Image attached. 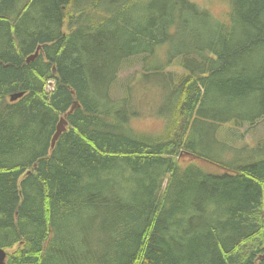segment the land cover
<instances>
[{
	"label": "trees",
	"instance_id": "obj_1",
	"mask_svg": "<svg viewBox=\"0 0 264 264\" xmlns=\"http://www.w3.org/2000/svg\"><path fill=\"white\" fill-rule=\"evenodd\" d=\"M222 1L225 19L191 0H0L6 264H264V138L254 148L247 141L264 122V0ZM137 65L146 80L156 71L173 85L155 136L134 126L141 71L120 82ZM51 79L56 91L46 92ZM201 122H231L227 150L243 158L198 151ZM185 154L226 173L182 165ZM86 224L101 238L93 248Z\"/></svg>",
	"mask_w": 264,
	"mask_h": 264
},
{
	"label": "rangeland",
	"instance_id": "obj_2",
	"mask_svg": "<svg viewBox=\"0 0 264 264\" xmlns=\"http://www.w3.org/2000/svg\"><path fill=\"white\" fill-rule=\"evenodd\" d=\"M196 4L207 8L215 17L220 19H225L228 13V6L222 0H191ZM68 29V27H66ZM159 53L162 54L163 50L159 49ZM158 54V55H160ZM253 61H256L254 59ZM27 62V61H26ZM28 63V62H27ZM29 64V63H28ZM157 62H152L151 65L153 66H160V64L156 65ZM142 65H137L134 68H130L129 72H125L122 75L120 80L121 84H125V78H131V74L136 70L137 72L141 71L138 75L136 81L132 84V88L136 95L137 99V108L141 112V119L142 121H135L134 126L137 131L144 135H158L164 130L165 125V118L163 113L167 110L166 108L170 107L169 97L171 95V91L173 85L171 82H167L161 73L156 71H150V73L154 74L150 80L145 79V75L147 72H142ZM168 70H171L170 68ZM97 88L99 86L95 84ZM55 86V83H54ZM124 87V86H123ZM168 87L169 89H167ZM123 90L119 91L121 94ZM167 114V113H166ZM224 113L222 112L221 108H217V116L218 118L225 117L223 116ZM158 124V125H157ZM220 125H223L222 128H219ZM233 124L231 122L228 123H214V122H201L198 127V134L197 139H199L198 144V151L207 152L210 157L214 159H222L225 161H233L232 159L241 160L244 156L241 153V149L236 151L234 154L228 153L227 147L235 144V137L233 133H236L235 130L232 129ZM249 127L242 129L241 131H246ZM163 129V130H162ZM249 134L247 136V141L253 146H251L246 140V142L250 145L251 148L257 147V140L264 138V122L258 128H253L249 130ZM195 134V131H194ZM254 134V135H253ZM239 142V140H238ZM239 144V143H238ZM244 142H240L239 146H243ZM241 148V147H238ZM182 165L196 163L202 169V171L207 174H212L216 176H221L226 173L225 170L212 165L210 163H206L204 161L198 160L192 156H188L185 154V157L182 158ZM168 183L164 185L166 188ZM203 203V200H201ZM213 209L210 212L211 213ZM85 220L94 221L92 219L93 213L92 211H85ZM84 234L89 235L88 242L90 244V248L95 247L96 245L90 243L92 241H96L97 243L101 240L100 237H92L96 235V231L93 230V233H90L87 227L90 225H84ZM105 241L108 240V237L104 238ZM91 264V263H89Z\"/></svg>",
	"mask_w": 264,
	"mask_h": 264
},
{
	"label": "water",
	"instance_id": "obj_3",
	"mask_svg": "<svg viewBox=\"0 0 264 264\" xmlns=\"http://www.w3.org/2000/svg\"><path fill=\"white\" fill-rule=\"evenodd\" d=\"M40 50H41V47L38 48V50L36 51L35 55L30 56L28 58L27 62L31 63V61H34L37 58ZM23 96H24V93L14 94V95L11 96L10 100L12 102H15V101L19 100L20 98H22ZM78 105H79V103L74 102L71 110L69 111V114H72L78 108ZM67 117H68V115H65V117L60 120V123L57 126V131H56V133H55V135H54V137L52 139V143H51L52 149L55 148L57 141L59 140L61 135L66 131V128H67V125H68V123L66 121ZM168 181H169V179H167L166 182L168 183ZM6 259H7L6 252H5V250L1 249L0 250V264H6Z\"/></svg>",
	"mask_w": 264,
	"mask_h": 264
},
{
	"label": "bare ground",
	"instance_id": "obj_4",
	"mask_svg": "<svg viewBox=\"0 0 264 264\" xmlns=\"http://www.w3.org/2000/svg\"><path fill=\"white\" fill-rule=\"evenodd\" d=\"M262 3V2H261ZM90 46V45H89ZM87 56V55H86ZM29 58V57H28ZM86 59V58H85ZM72 62H73V60H71ZM55 62V61H54ZM221 65V64H220ZM223 66V65H222ZM33 67V66H32ZM213 70V69H212ZM94 71V70H93ZM204 71V70H203ZM17 72V71H16ZM38 72V71H37ZM84 72V71H83ZM237 72H238V70H237ZM65 73V72H64ZM234 73V72H233ZM109 74V73H108ZM219 75V74H218ZM222 75V74H221ZM226 75H227V73H226ZM240 76V75H239ZM105 77V76H104ZM214 77V76H213ZM220 77V76H219ZM227 77V76H226ZM217 78V77H216ZM63 79V78H62ZM69 79V78H68ZM105 79V78H104ZM215 79V78H214ZM225 79V78H224ZM218 80H220V79H218ZM189 81V80H188ZM202 81H203V79H202ZM214 81V80H213ZM219 82V81H218ZM217 82V83H218ZM75 83V82H74ZM99 83V82H98ZM113 84H111V86H112ZM194 85V84H193ZM217 85V84H216ZM73 86V85H72ZM227 86V85H226ZM71 87V86H70ZM204 87V86H203ZM181 89V88H180ZM214 89V88H213ZM232 89V88H231ZM209 90H210V88H209ZM219 90V89H218ZM56 91V90H55ZM86 91V90H85ZM101 91V90H100ZM209 92V91H208ZM226 92V91H225ZM88 93V92H87ZM189 93V92H188ZM33 94V93H32ZM217 94V93H216ZM192 96V95H191ZM223 96V95H222ZM230 96V95H229ZM70 98V97H69ZM218 98V97H217ZM220 98V97H219ZM222 99V98H221ZM216 100V99H215ZM231 100H232V98H231ZM84 101H86V100H84ZM211 101V100H210ZM202 103H204V102H202ZM58 104V103H57ZM83 104V103H82ZM127 104V103H126ZM191 104V103H190ZM65 105V104H64ZM203 106V105H202ZM31 107V106H30ZM55 108V107H54ZM92 108H93V106H92ZM219 108H220V106H219ZM224 108V107H223ZM56 109H57V107H56ZM78 109V108H77ZM227 110V109H226ZM261 110V109H260ZM77 111V110H76ZM75 112V111H74ZM63 113V112H62ZM80 113V112H79ZM77 114V113H76ZM119 114V113H118ZM263 115V114H262ZM40 116V115H39ZM53 117H56V115L55 116H53ZM261 117V116H260ZM69 118V117H68ZM89 118V117H88ZM92 118V117H91ZM40 122V121H39ZM50 122V121H49ZM54 124V123H53ZM57 124V123H56ZM11 126V125H10ZM9 126V127H10ZM48 126V125H47ZM74 126V125H73ZM24 127V126H23ZM55 127V126H54ZM53 127V128H54ZM43 128V127H42ZM79 128V127H78ZM33 129V128H32ZM55 129V128H54ZM108 129V128H107ZM24 130H25V128H24ZM26 130H28V129H26ZM194 130V129H193ZM34 132V131H33ZM80 132V131H79ZM3 133H5V132H3ZM48 133V132H47ZM71 135V134H70ZM64 136V135H63ZM29 138H30V136H29ZM18 139H20V138H18ZM27 139H28V136H27ZM35 141V140H34ZM81 141V140H80ZM28 142V141H27ZM77 142V141H76ZM127 143V142H126ZM14 145H16V144H14ZM27 145V144H26ZM92 145V144H91ZM45 146V145H44ZM2 147V146H1ZM34 147V146H33ZM43 147V146H42ZM81 147V146H80ZM35 148V147H34ZM99 148V147H98ZM16 149V148H15ZM30 149H31V147H30ZM132 149V148H131ZM35 151V150H34ZM82 152V151H81ZM21 153V152H20ZM40 153V152H39ZM105 153V152H104ZM33 154V153H32ZM44 154H46V153H44ZM119 154V153H118ZM36 155V154H35ZM10 156V155H9ZM40 156V155H39ZM74 156V155H73ZM33 157V156H32ZM31 157V158H32ZM9 158H11V157H9ZM30 158V159H31ZM55 158V157H54ZM80 158V157H79ZM72 159V158H71ZM103 159V158H102ZM129 159V158H128ZM58 160V159H57ZM107 160V159H106ZM112 160V159H111ZM161 160V159H160ZM7 161V160H6ZM110 161V160H109ZM116 161V160H115ZM42 162V161H41ZM80 162V161H79ZM153 162V161H152ZM26 163V162H25ZM65 163V162H64ZM149 163V162H148ZM158 163V162H157ZM156 163V164H157ZM117 164V163H116ZM45 165V164H44ZM145 165V164H144ZM147 166V165H146ZM166 166V165H165ZM54 167V166H53ZM101 167V166H100ZM136 167V166H135ZM67 168V167H66ZM98 168V167H97ZM133 169V168H132ZM54 170V169H53ZM52 171V170H51ZM56 171V170H55ZM81 172V171H80ZM88 172V171H87ZM20 173V172H19ZM55 173V172H54ZM95 173H96V171H95ZM18 174V173H17ZM88 174H89V172H88ZM152 174V173H151ZM8 175V174H7ZM46 176H47V174H46ZM53 176V175H52ZM46 179V178H45ZM52 180V179H51ZM29 181V180H28ZM72 182H74L73 180H72ZM65 184V183H64ZM27 185V184H26ZM190 185V184H189ZM192 185V184H191ZM55 186V185H54ZM183 186V185H182ZM187 186V185H186ZM193 186V185H192ZM89 188H91V187H89ZM156 188V187H155ZM183 188V187H182ZM190 188V187H189ZM6 189V188H5ZM195 189V188H194ZM200 189V188H199ZM70 190V189H69ZM196 190V189H195ZM219 191V190H218ZM190 192V191H189ZM64 193V192H63ZM71 193V192H70ZM219 193V192H218ZM91 194V193H90ZM139 194V193H138ZM143 194V193H142ZM147 194V193H146ZM188 194V193H187ZM197 194V193H196ZM41 195V194H40ZM72 195V194H71ZM99 195V194H98ZM135 195V194H134ZM153 195V194H152ZM195 195V194H194ZM92 196V195H91ZM91 196H90V198H91ZM136 196V195H135ZM138 196H140V195H138ZM142 196V195H141ZM145 196V195H144ZM149 196V195H148ZM147 196V197H148ZM42 197V196H41ZM80 197V196H79ZM34 198V197H33ZM145 198V197H144ZM15 199V198H14ZM69 199V198H68ZM137 199V198H136ZM142 199V198H141ZM7 201H9V200H7ZM76 201V200H75ZM131 201V200H130ZM133 201V200H132ZM139 201V200H138ZM56 202V201H55ZM60 202V201H59ZM68 202V201H67ZM146 202V201H145ZM137 203V202H136ZM28 204V203H27ZM32 204V203H31ZM41 204V203H40ZM56 204V203H55ZM70 204V203H69ZM72 204V203H71ZM140 204V203H139ZM60 205V204H59ZM26 206V205H25ZM140 206V205H139ZM12 207V206H11ZM73 207V206H72ZM81 207V206H80ZM83 207V206H82ZM40 210H42V209H40ZM55 210V209H54ZM82 210V209H81ZM202 210V209H201ZM138 211V210H137ZM136 211V212H137ZM42 212V211H41ZM135 212V213H136ZM139 212V211H138ZM127 213V212H126ZM13 214V213H12ZM20 214V213H19ZM23 214V213H22ZM198 214H200V213H198ZM33 215V214H32ZM41 215V214H40ZM128 215V214H127ZM126 215V216H127ZM68 216V215H67ZM35 217H37V216H35ZM43 217V216H42ZM94 218V217H93ZM92 218V219H93ZM10 219V218H9ZM29 219V218H28ZM19 221V220H18ZM28 221H30V220H28ZM35 223V222H34ZM155 223V222H154ZM23 224V223H22ZM44 224V223H43ZM3 226V225H2ZM21 226V225H20ZM7 228V227H6ZM14 228V227H13ZM159 228V227H158ZM33 230H34V228H33ZM43 232V231H42ZM40 233V232H39ZM203 233V232H202ZM9 234V233H8ZM37 234V233H36ZM2 235V234H1ZM4 236V235H3ZM11 236V235H10ZM17 236V235H16ZM32 236V235H31ZM18 237V236H17ZM7 238V237H6ZM19 238V237H18ZM31 239V238H30ZM134 239V238H133ZM3 241V240H2ZM100 241V240H99ZM133 241V240H132ZM159 241V240H158ZM8 242V241H7ZM5 243V242H4ZM60 243V242H59ZM158 243V242H157ZM6 244H8V243H6ZM5 244V245H6ZM162 244V243H161ZM32 245V244H31ZM159 245V244H158ZM140 246V245H139ZM162 246V245H161ZM163 247V246H162ZM176 248V247H175ZM32 249V248H31ZM180 249V248H179ZM38 251H40V250H38ZM42 251V250H41ZM148 253V252H147ZM153 255V254H152ZM128 257V256H127ZM22 258V257H21ZM27 260V259H26Z\"/></svg>",
	"mask_w": 264,
	"mask_h": 264
},
{
	"label": "flooded vegetation",
	"instance_id": "obj_5",
	"mask_svg": "<svg viewBox=\"0 0 264 264\" xmlns=\"http://www.w3.org/2000/svg\"><path fill=\"white\" fill-rule=\"evenodd\" d=\"M39 56V55H38Z\"/></svg>",
	"mask_w": 264,
	"mask_h": 264
}]
</instances>
